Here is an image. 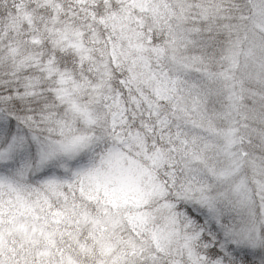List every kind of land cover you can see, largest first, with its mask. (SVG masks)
I'll return each instance as SVG.
<instances>
[{
  "label": "rangeland",
  "instance_id": "rangeland-1",
  "mask_svg": "<svg viewBox=\"0 0 264 264\" xmlns=\"http://www.w3.org/2000/svg\"><path fill=\"white\" fill-rule=\"evenodd\" d=\"M249 1H114V48L162 136L148 142L142 126L119 133L99 33L58 22L52 45L89 57L96 73L76 80L49 62L20 63L26 82L11 92L26 112L0 108V264H42L64 256L65 242L82 244L64 264H231L198 253L163 178L180 180L221 244L264 255V0ZM160 22L169 30L155 66L139 28ZM111 128L106 157L71 167Z\"/></svg>",
  "mask_w": 264,
  "mask_h": 264
},
{
  "label": "trees",
  "instance_id": "trees-1",
  "mask_svg": "<svg viewBox=\"0 0 264 264\" xmlns=\"http://www.w3.org/2000/svg\"><path fill=\"white\" fill-rule=\"evenodd\" d=\"M115 0H0V108L11 118L22 115L26 112L28 103L15 96L11 89L22 88L26 82L23 66H43L51 63L55 68L62 71H69L76 80H92L95 77L96 67L93 60L88 58L79 59V55L70 49H58L51 43L53 28L59 21L67 20L71 25L83 26V37L87 36L85 30L86 22L89 21L90 29H96L99 33L98 43L101 48L107 67L111 74L108 75L111 85L110 93L113 96L114 110L117 112V119L120 124V135L128 137L129 132L135 127L144 128L147 135V142L152 133L155 139H161L155 125V109L145 101L143 96L129 81V73L125 69L124 60L117 54L114 45V34L111 24L107 22V16ZM243 1V0H242ZM247 8L250 1L244 0ZM159 28V30H157ZM145 31L146 47L145 52L155 66L161 59V53L156 48L164 46V37L168 36L169 28L161 22L158 26H141ZM167 40V39H166ZM100 56V57H101ZM23 62V66L20 63ZM37 64V65H35ZM264 94V90H262ZM4 94V96H1ZM243 96H245L243 94ZM28 97V96H27ZM137 98L136 102L133 100ZM28 99V98H27ZM31 103L29 106L31 107ZM142 126V127H141ZM111 133L99 138L98 141L85 153L79 154L71 162V167H75L82 162L99 160L107 156L109 149L117 144L113 134L115 128H111ZM150 131V132H149ZM239 144L245 143V135L239 134ZM249 141V140H247ZM264 162V146L257 150ZM166 189L170 195H175L174 210L179 223L187 231L195 233L194 247L198 253L212 259L231 264H264V255L261 254V245L251 251L245 248L233 247L230 244H221V234L211 219L202 216L200 204L193 199L179 194L178 183L174 180L169 183L163 178ZM67 248L63 251L64 256L55 253L41 261L42 264H64L69 257L75 256L81 259L79 245L81 242L72 244L65 242ZM140 252L142 247L138 248ZM164 249L156 250L157 254L164 252ZM84 253V252H83ZM124 253L130 254L129 250ZM146 249L141 256H146ZM152 251L148 253V257ZM165 254V252H164ZM22 261V260H21Z\"/></svg>",
  "mask_w": 264,
  "mask_h": 264
}]
</instances>
